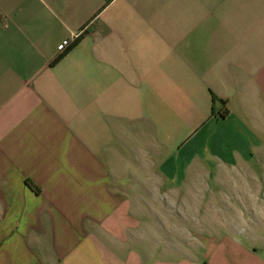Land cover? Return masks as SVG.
I'll list each match as a JSON object with an SVG mask.
<instances>
[{
    "label": "crops",
    "instance_id": "0c3cea01",
    "mask_svg": "<svg viewBox=\"0 0 264 264\" xmlns=\"http://www.w3.org/2000/svg\"><path fill=\"white\" fill-rule=\"evenodd\" d=\"M0 264H264V0H0Z\"/></svg>",
    "mask_w": 264,
    "mask_h": 264
},
{
    "label": "built area",
    "instance_id": "2783aa9c",
    "mask_svg": "<svg viewBox=\"0 0 264 264\" xmlns=\"http://www.w3.org/2000/svg\"><path fill=\"white\" fill-rule=\"evenodd\" d=\"M70 45V42H66V43H63L62 45H60V51H63L65 50L68 46Z\"/></svg>",
    "mask_w": 264,
    "mask_h": 264
},
{
    "label": "rangeland",
    "instance_id": "374dc122",
    "mask_svg": "<svg viewBox=\"0 0 264 264\" xmlns=\"http://www.w3.org/2000/svg\"><path fill=\"white\" fill-rule=\"evenodd\" d=\"M215 192L217 193V194H221V187H215ZM219 219H217V221H218Z\"/></svg>",
    "mask_w": 264,
    "mask_h": 264
},
{
    "label": "trees",
    "instance_id": "16d2710c",
    "mask_svg": "<svg viewBox=\"0 0 264 264\" xmlns=\"http://www.w3.org/2000/svg\"><path fill=\"white\" fill-rule=\"evenodd\" d=\"M226 104V103H225ZM227 113H222L221 116L224 117Z\"/></svg>",
    "mask_w": 264,
    "mask_h": 264
}]
</instances>
